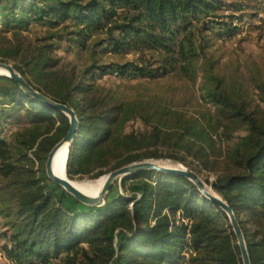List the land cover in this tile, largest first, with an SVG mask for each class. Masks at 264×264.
<instances>
[{
	"label": "trees",
	"instance_id": "trees-1",
	"mask_svg": "<svg viewBox=\"0 0 264 264\" xmlns=\"http://www.w3.org/2000/svg\"><path fill=\"white\" fill-rule=\"evenodd\" d=\"M3 2L8 13L0 19L8 21L11 15L19 30L37 14L51 16L54 24L63 23L76 49L102 35L93 44L104 46V52L135 55L136 61L111 65L122 75L178 74L189 81L196 80L210 40L232 35L238 29L234 20L244 15L240 5L225 0H40L41 7L35 0H0V6ZM0 57L14 60V69L35 90L74 110L78 127L66 161L71 179H94L129 163L160 158L200 175V161L213 151L199 121L170 131L154 128L155 138L173 136L177 152L168 155L150 151L142 135L123 133L136 110L126 101L94 102L85 79L103 74L108 65L93 62L76 80L74 70L45 46L28 51L21 45L0 47ZM208 79L218 81L212 75ZM201 92L222 119L221 132L227 136L222 155L236 170L218 175L211 188L233 210L250 263L264 264V125L218 86L204 85ZM22 118L30 128L15 134L16 143L0 137V176L5 179L0 214L8 230L2 251L12 264H50L56 258L62 264H242L228 217L184 176L144 170L123 177L122 191L110 196L111 187L101 206L75 198L74 205L65 204L67 192L46 176L45 161L66 134L68 118L0 76V129ZM225 121L240 122L243 133L233 136Z\"/></svg>",
	"mask_w": 264,
	"mask_h": 264
},
{
	"label": "rangeland",
	"instance_id": "rangeland-1",
	"mask_svg": "<svg viewBox=\"0 0 264 264\" xmlns=\"http://www.w3.org/2000/svg\"><path fill=\"white\" fill-rule=\"evenodd\" d=\"M35 1L36 7L42 6L40 0ZM225 1H233L240 5L244 15L239 17V20H234L238 29L232 35L210 40L205 50L207 57L200 60V71L195 81H189L178 74H168L158 78L122 75L117 71V65L136 61L135 55H115L104 52V46L93 44L102 35L92 38L87 48L76 49L70 44L66 31L61 28L63 23L54 24L55 18L51 16L35 15L25 30L17 29L15 20L9 14L8 21L1 18L0 47L5 50L21 45L28 51L37 46H45L50 56L59 59L60 64L66 65L67 69L74 70L76 80L93 62L110 66L103 74L98 75L97 72L93 80L85 78L93 88L90 97L99 105L117 101L130 103L136 113L124 124L123 133L133 132L144 136L150 143V151L164 155L177 152L173 136L166 138H163V135L159 138L152 136L155 127L170 131L180 124L199 121L200 126L206 129L205 138L213 148V151H208L207 160L200 161L199 176L207 186L211 187V183L218 175L235 173L236 170L223 158L222 153L227 144V136L221 132L222 119L214 106L202 98L201 88L204 85L218 86L219 90L227 94L246 114L264 125V0ZM5 5L6 3L3 2L0 6L1 15L8 13V10L4 8ZM239 13L241 12H237L236 15H240ZM3 59L0 57V60ZM4 60L3 62L12 65L15 63L14 60ZM113 63L117 65L111 67ZM209 75L216 77L218 81L208 79ZM224 123L233 136L243 133V125L240 122L225 121ZM26 128L30 126L23 118L7 123L0 129V137L10 144L16 143L15 134ZM39 129L43 130L44 126ZM156 160L166 164H179L169 158ZM109 161L110 165L114 163L111 158ZM100 178H103V175L94 179L68 177L71 182L89 192L93 191L92 183H96ZM120 183L121 181H115L112 184L110 196L122 191ZM4 184L5 179L0 176V187ZM130 193L137 194L138 187L133 185ZM73 199L74 197L68 192L63 195V202L67 205H74ZM1 207L2 204H0ZM5 221L1 213L0 264H12L2 251V246L7 242L8 233ZM82 246L86 247V245ZM50 264L62 263L59 258H56Z\"/></svg>",
	"mask_w": 264,
	"mask_h": 264
},
{
	"label": "water",
	"instance_id": "water-1",
	"mask_svg": "<svg viewBox=\"0 0 264 264\" xmlns=\"http://www.w3.org/2000/svg\"><path fill=\"white\" fill-rule=\"evenodd\" d=\"M0 68H3L7 71V74H0V76H6L14 80L27 95L34 97L36 100L50 108L60 111L68 118L69 128L66 134L51 148L45 161V173L50 180L60 185L66 192L71 194L80 203L97 207L104 204L105 196L108 190L111 188L112 184L115 181H121V179L127 175L144 170H153L184 176L194 183V185L204 197L215 202L219 206V208L226 214L240 250L242 264H251L242 229L231 207L226 203L225 200L222 199L219 194L214 192L211 187L207 186L196 172L188 169L182 164H177L176 166H166L159 163L158 160L146 159L123 165L106 173L105 179L101 185L99 192L94 196L82 192L80 189L72 185L67 178L61 177L56 172H54L53 160L55 153L64 144L66 145L68 150L76 134L78 119L74 110L66 104L57 102L50 97L42 94L41 92L35 90L30 84H28L23 76L14 69L12 64L0 62Z\"/></svg>",
	"mask_w": 264,
	"mask_h": 264
},
{
	"label": "bare ground",
	"instance_id": "bare-ground-1",
	"mask_svg": "<svg viewBox=\"0 0 264 264\" xmlns=\"http://www.w3.org/2000/svg\"><path fill=\"white\" fill-rule=\"evenodd\" d=\"M0 74H7V71L3 68H0ZM67 156H68V150H67L66 145L64 144L55 153L54 160H53V170L61 177H65L68 179L67 174H66V165H65V162L67 161ZM159 163L166 165V166H174V165L166 164L163 162H159ZM105 175L106 173L103 175V178L99 179V181H97L96 183H92V187H93L92 192H89L85 190L84 188H82L80 185L71 182L69 179L68 180L70 181L72 185L80 189L82 192L88 195L94 196L99 192L101 185L105 179Z\"/></svg>",
	"mask_w": 264,
	"mask_h": 264
}]
</instances>
